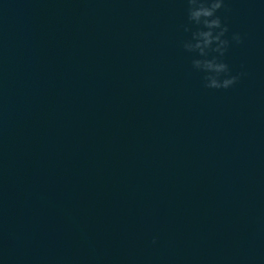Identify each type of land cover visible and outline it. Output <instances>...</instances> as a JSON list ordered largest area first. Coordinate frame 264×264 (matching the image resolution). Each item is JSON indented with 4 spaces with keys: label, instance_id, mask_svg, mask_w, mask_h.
I'll return each mask as SVG.
<instances>
[{
    "label": "clouds",
    "instance_id": "clouds-1",
    "mask_svg": "<svg viewBox=\"0 0 264 264\" xmlns=\"http://www.w3.org/2000/svg\"><path fill=\"white\" fill-rule=\"evenodd\" d=\"M190 4L189 17L197 23H203L207 30L199 31L196 35L200 38L193 46L200 50L201 54H205V49L217 42L216 51L223 54L227 40L221 39L227 31L226 26H222L221 19L216 15V12L223 7V0H188ZM213 29H220L218 33L213 34ZM239 42V34H234L233 37ZM195 66L202 67L209 75L206 77V86L209 88H228L235 83L236 76L226 75L223 80L219 79L221 73H228V65L216 58L195 60ZM214 73V74H212Z\"/></svg>",
    "mask_w": 264,
    "mask_h": 264
}]
</instances>
